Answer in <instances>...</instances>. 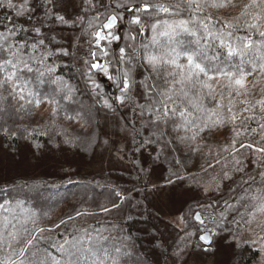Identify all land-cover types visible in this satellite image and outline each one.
I'll use <instances>...</instances> for the list:
<instances>
[{
	"label": "trees",
	"instance_id": "1",
	"mask_svg": "<svg viewBox=\"0 0 264 264\" xmlns=\"http://www.w3.org/2000/svg\"><path fill=\"white\" fill-rule=\"evenodd\" d=\"M12 2L19 6L23 0H12ZM36 2L38 3L39 0ZM94 2L101 13L107 15L115 10L120 16L117 25L112 29L118 39L112 40L111 43L107 40L102 41L101 47L106 48L109 54L107 57H102L98 53L97 56L100 63L111 61L109 67L111 75H115L118 69L128 66L132 67L133 77L138 84L141 81L151 84L154 80L163 83V70L157 80L156 75L145 65L143 56L146 53L158 54L165 47H173L178 51L196 47L194 38L185 33H181L171 43L167 38L160 37L157 44H152L151 23L154 20H145L147 27L142 32L139 31L140 26L130 23L133 13L128 9L133 3H140L141 0H94ZM153 2L168 4L175 3L176 0H153ZM244 2L246 0H235L236 7L209 11L214 17L227 20L239 13L240 5ZM124 3L128 4V9L115 7L116 4ZM95 12L96 9H90L83 0H79L77 8L72 6L68 8V15L72 19L85 13L90 17L95 15ZM37 15L43 19V9H40ZM5 17L13 18L16 24H22L25 28L29 26L26 22L27 16L16 17L15 9L6 5L0 7V21L8 23L11 27V23L6 21ZM159 18L163 20L175 17L161 13ZM182 18H187L186 11ZM215 23L217 28L221 27L218 20ZM48 28L53 29L47 32V35L55 36V46L63 47L69 53L67 56L52 57L47 63L56 68L52 79L57 76L62 77L72 86L74 92L71 94V99H63L66 92L57 94L55 99L59 102L60 108L56 112H53L55 105L42 101L41 104L52 107L44 121H40L36 106L17 113L15 109L19 104L16 100L6 101L4 106L8 111L0 113V206H2L0 221L3 217H8L13 223L20 222L17 227L20 228L21 239L16 245L17 249L23 247L27 239L35 237L29 255L37 252L41 260H47V264H54L53 257L65 261L67 257L58 250L59 246L73 238L80 240L82 247H91L96 251V256L82 254L78 258L79 264H94L97 258L103 260L105 250L108 255L118 257V264H185L188 257L195 252L211 254V248L207 253L204 251L205 247L196 234L192 235L191 244L184 248V244L187 243L182 240L185 237L184 224L179 227L158 211L157 196L168 187L167 180L170 176L176 181L173 172L184 178L182 183L176 181L177 185H183L199 193L203 192L205 184L208 186L214 182L222 183L215 192L187 202L180 214L190 221L188 232L196 233L198 226V223L190 220L189 217L193 209L202 212L205 224L212 229L214 225L208 217L215 216L219 219L225 202L235 205L239 212H245L246 209L237 203V198L256 194L258 188H264L259 175V171H264V167L258 169V165L252 162L258 154L251 153L238 157L244 161V170L232 171V158L222 151V146L231 138L230 127L205 130L197 140L181 142L179 137L190 136L191 132L186 133L183 127H178L183 124L179 112L181 110L191 112L192 119L200 115L191 105L187 102L182 104L178 102L176 115L153 124L152 120L159 113L144 111L141 115V109L135 106V104L147 103L148 98L142 95L143 88L135 89V104L123 105L116 101V97L120 95L116 82L107 76L104 81L112 84L115 97L111 99L106 91H103L105 82L95 77L101 72L96 69L89 71L94 61L89 54V36L84 34L80 23L75 26L46 24L45 29ZM71 33L76 34V40L70 38ZM236 35H252L254 40L260 39L257 34L249 33L244 29L239 30ZM143 45H147V49L142 47ZM218 47L219 42H213L207 48L208 56L214 55ZM87 48L88 52L85 51ZM121 48L134 57L131 65L117 63ZM92 50L98 51L94 45ZM249 55L255 53L250 52ZM80 60L84 65L89 66L86 73L80 69ZM239 60L240 57H236L233 63H239ZM181 62L186 61L182 59ZM245 67L251 70L250 66L245 65ZM93 81L100 85L99 89H93L91 85ZM33 87L42 95H50L57 86L47 81L43 84L34 83ZM0 94L7 95L6 92ZM102 99H108L113 107L106 108ZM205 104L209 108L214 106L211 100H206ZM102 115L119 116L127 127L126 168L92 174L77 171V174L67 177L55 175L56 169L51 166H58V163L64 161L61 159L62 154L68 153L73 157L80 155L88 160L93 155L94 148L104 133ZM69 117L74 118L69 119ZM255 126L252 124V127ZM5 127L17 132V135L5 134L2 130ZM148 139L153 143L141 146L142 142ZM66 140L70 142L66 143ZM54 152L56 155L53 157L51 154ZM222 165L226 167L224 171L230 172L231 178L213 180L210 173ZM145 169L151 171V175H146ZM159 169L161 180L155 184L152 175ZM217 173H219L217 177L222 176L223 171ZM250 177H254L256 182L245 183ZM71 178L79 180L77 184L93 189L87 191L83 188L79 192L63 194V189L69 186ZM156 186H159L160 190H157ZM243 188L249 189L247 194L242 190ZM116 192H120L127 199L122 202L115 195ZM113 203L120 204L121 207L113 209ZM243 203L249 205L247 211H252L250 199L246 198ZM209 205L211 207H208ZM104 208L111 211L104 212L102 210ZM233 217L236 220L240 218L237 212H231L227 219L231 221ZM229 227L235 229V224H230ZM248 227L249 225H245L239 229L238 236L246 232ZM37 229L44 231L38 232ZM221 235L230 237L227 233L221 232L217 233L215 238ZM178 246L184 248V255L176 258L174 253ZM117 248L120 249L119 253L116 252ZM5 255H7L6 245L0 250V259ZM259 258V251L252 243H240L228 264H257L260 262ZM105 264L112 262L109 259Z\"/></svg>",
	"mask_w": 264,
	"mask_h": 264
},
{
	"label": "snow or ice",
	"instance_id": "2",
	"mask_svg": "<svg viewBox=\"0 0 264 264\" xmlns=\"http://www.w3.org/2000/svg\"><path fill=\"white\" fill-rule=\"evenodd\" d=\"M83 2L88 4L90 9H96L95 15L89 17L85 13L72 19L68 15V8L74 6V0H39L38 3L36 0H23L19 6L13 4L12 0H0V7L6 5L8 8L15 9L16 17L27 16L26 22L29 25L27 28L22 24L18 25L11 17H5V20L11 23V27L8 23L0 21V93H7V95L0 94V113L8 111L4 106L8 100L17 101L19 107L15 111L19 113L33 106L39 107L42 101L55 105L53 112H56L60 105L55 96L59 93L66 92L63 99H71L74 89L62 77L57 76L52 79L56 68L47 63L52 57L67 56L69 53L67 49L55 46V36L47 35V32L53 29H45V25L72 24L75 26L80 23L84 34L89 36V54L94 61L89 71L96 69L116 82L120 92L116 101L120 105L135 104V89L143 88L142 95L148 98L147 103L135 104V106L141 109V115L144 111L159 113L152 120L153 124H158L162 119L166 120L176 115L178 102L181 104L187 102L200 115L192 119L191 112L187 110L179 112L183 124L178 127H183L186 133L191 132L190 136L179 137L181 142L195 141L205 130L230 127L231 138L222 146V151L231 156L232 171L242 172L244 161L238 157L251 153L258 154L252 161L258 165V169L264 167V0H246L240 5L239 13L227 20L214 17L209 10L236 7L235 0H176L175 3L168 4L141 0L140 3H133L130 9L127 3L116 4L117 9L124 7L133 13L130 23L140 26L139 31L141 32L147 27L145 20H154L151 23L152 44L154 45L160 37L167 38L171 43L181 33L189 34L194 38L195 48L178 51L173 47H165L158 54L146 53L143 56L145 65L151 69V73L156 75L157 80L163 70V83L154 80L151 84L147 81H141L138 84L133 77L132 67L128 66L118 69L115 75H111L109 72L111 61L100 63L97 60L98 53L102 57H107L109 54L106 48L100 46L101 41L107 40L111 43L112 40L118 39L112 29L115 28L120 16L115 10L107 15L101 13L94 0H83ZM40 9H43V19L37 15ZM185 11L187 18H182ZM161 13L175 18L161 20L159 18ZM217 20L221 24L219 28L216 27L215 21ZM85 24L86 27H84ZM241 29L257 34L260 39L254 40L252 35H236ZM215 41L219 42V47L214 55L208 56L207 48ZM93 45L98 51L92 50ZM142 47L147 49L148 46L143 45ZM250 52L255 55L250 56ZM133 53H135L134 48ZM120 54L117 63L131 65L134 57L128 55L124 48L120 49ZM236 57H240L239 63H233ZM182 59L186 62H181ZM85 63L87 64L88 61L86 60ZM245 65L250 66L251 70ZM89 79H91L90 76ZM47 81L57 86L50 95H42L33 87L34 83L43 84ZM99 88L100 85L93 81V89ZM206 100H211L214 106L207 107ZM102 103L106 108L113 107L108 99H102ZM72 118L74 117H69V119ZM252 124L256 126L252 127ZM2 130L7 135H17V132L9 128L5 127ZM152 143L153 141L148 139L143 141L141 146ZM145 173L151 175V171L147 169ZM172 175L176 176V181L183 182L184 178L178 173L173 172ZM259 175L261 184L264 185V171H259ZM230 178V172L225 170L222 176L213 177V180ZM176 181H173L170 176L167 183L177 187ZM255 182V178L250 177L245 183ZM156 187L160 190L159 186ZM215 187L218 190L219 183ZM208 190L205 187V191ZM242 190L246 194L249 191L247 188ZM187 191L189 190H184V192ZM183 194V192L177 193V195ZM115 195L122 202L127 199L120 192H116ZM246 198L252 202V211H247L249 205L243 203ZM237 203L241 204L246 211L239 212L235 205L225 202L219 219L215 216L208 217L214 225L212 229L207 227L205 217L200 211L194 214L189 213L190 220L199 222L196 233L187 231L190 221L181 217L185 230V237L182 240L187 241L184 248L191 244V237L194 234L208 245V248L204 249L206 253L214 242L212 237L217 233H227L233 241L239 240V229L245 225L250 226L255 220V213L264 214V188H258L256 194L238 197ZM120 207V204L113 203L112 205L113 209ZM102 210L111 211L108 208ZM231 212H237L239 220L233 217L229 221L227 216ZM18 223L20 222L13 223L8 217H3L0 221V250L5 245L7 246V255L0 259V264H47V260H41L37 252L29 255L30 248L34 246L35 237L27 239L24 246L17 249L16 245L21 239ZM230 224H235V229L230 228ZM37 231L43 232L44 229H37ZM223 238L225 237L221 236V239ZM260 239H264V236ZM240 242L247 243L248 241ZM184 248L177 247L174 253L176 258L184 255ZM58 250L67 259L61 261L53 257L54 264H79L78 258L84 253L96 256L93 248L82 247L80 240L76 238L71 241L66 240ZM261 251L264 252V246ZM116 252L119 253L120 249L117 248ZM74 257L77 259L74 260ZM109 259L112 264H118V257L108 255L106 250L104 259L97 258L94 264H105V261Z\"/></svg>",
	"mask_w": 264,
	"mask_h": 264
},
{
	"label": "rangeland",
	"instance_id": "3",
	"mask_svg": "<svg viewBox=\"0 0 264 264\" xmlns=\"http://www.w3.org/2000/svg\"><path fill=\"white\" fill-rule=\"evenodd\" d=\"M79 5V0H74V8H77ZM70 38L73 40H76L77 36L74 33L70 34ZM85 49V51H87ZM88 52V51H87ZM80 69L83 72H87L89 69V66L83 64V61L80 60L79 62ZM95 77L101 79L102 82H105L104 79L106 76L101 72L98 74V76L95 75ZM93 87V83L91 84ZM112 86L111 83H107V81L104 83L103 91H105V87ZM113 87V86H112ZM115 97V92L113 89L112 93ZM52 107L50 105L46 104H40L39 107H37L38 114L40 116V121L45 120L47 116H49V112L51 111ZM101 122L104 128V133L101 136L97 146L94 148L93 155L88 159H86L84 156H74L71 154H62L61 159L64 160L60 163H58V166H51L54 169H56L55 175L59 177H67L71 174H77L81 171L87 172L88 174L97 173V172H103L110 169H125L126 168V147H127V127L124 123V121L119 116L114 115H102L101 116ZM56 152L51 154V156H55ZM27 156V154H26ZM79 156V157H78ZM57 158V156L55 157ZM71 159V160H70ZM69 162V163H68ZM73 163V164H72ZM72 164V165H71ZM51 167L49 172L51 171ZM31 168V167H30ZM52 168V169H53ZM226 167L223 165L220 167H217L216 170L211 172V177H217V172L224 171ZM62 169V170H61ZM66 169V170H63ZM51 173V172H50ZM154 177V183L157 184L160 182V169L155 170L153 172ZM71 183L69 186L65 189H63V194H69L73 191L79 192L83 188H86L92 190L93 188L84 187L79 183V180L76 178H71ZM76 182L75 184H73ZM217 182L211 183L207 186L205 184L203 192H195L190 188L181 186L178 184L177 187H174L173 185H167L168 187L164 188L163 191L157 196L156 199V206L158 211L166 217L167 219L172 220L175 222L179 227L183 226V223L181 221V210L186 205L187 202L193 199L201 198L203 195L211 194L216 191L215 185ZM222 185L219 184V187ZM225 185V183H224ZM205 187H207L209 190L205 191ZM185 189H188L189 191L184 192ZM183 192V195H177V193ZM199 210L193 209V213L197 212ZM262 227H264V214L262 213H255V220L252 222V224L248 227V230L244 232L243 234H240L239 240L233 241L232 237H226L221 239V236H215L212 237L213 244L211 246L212 253L209 255H206L203 252H195L192 255H190L185 262V264H228L231 256L233 255L234 250L237 248V243H241L240 241H248L252 243V241H256V243H252L254 248H256L259 251V263L257 264H264V252L261 251L262 246H264V239H260L261 236H264V230H262ZM202 234V233H201ZM215 238V239H214ZM204 246V245H203ZM205 247V246H204Z\"/></svg>",
	"mask_w": 264,
	"mask_h": 264
},
{
	"label": "water",
	"instance_id": "4",
	"mask_svg": "<svg viewBox=\"0 0 264 264\" xmlns=\"http://www.w3.org/2000/svg\"><path fill=\"white\" fill-rule=\"evenodd\" d=\"M117 23H118V22H117ZM116 25H117V24H116ZM105 31H107V30H105ZM101 43H102V41H101ZM94 46H95V45H94ZM100 46H101V45H100ZM105 91H106L107 95H108L111 99L114 98V95L112 94V93H113V87H112L111 85L105 87ZM196 222H197V221H196ZM197 223H199V222H197ZM201 243L205 246V248H208V245L205 244L204 241H201Z\"/></svg>",
	"mask_w": 264,
	"mask_h": 264
}]
</instances>
